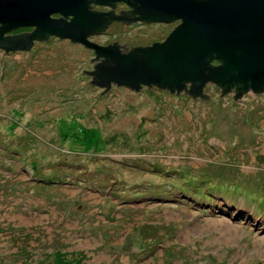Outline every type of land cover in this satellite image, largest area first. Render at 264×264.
<instances>
[{
  "label": "rangeland",
  "instance_id": "1",
  "mask_svg": "<svg viewBox=\"0 0 264 264\" xmlns=\"http://www.w3.org/2000/svg\"><path fill=\"white\" fill-rule=\"evenodd\" d=\"M91 55L52 38L0 49V264H264V92L101 91Z\"/></svg>",
  "mask_w": 264,
  "mask_h": 264
},
{
  "label": "water",
  "instance_id": "2",
  "mask_svg": "<svg viewBox=\"0 0 264 264\" xmlns=\"http://www.w3.org/2000/svg\"><path fill=\"white\" fill-rule=\"evenodd\" d=\"M89 1L113 6L116 0H0V47L28 48L31 38L46 34L81 42L92 47L93 58L102 57L92 70H82L91 74L90 82L104 86L101 91L110 82L133 90L142 84L175 92L182 88L201 98L207 97L200 92L204 82L216 84L219 94L235 85L233 98L247 89L264 90V0H122L131 8L117 14L89 9ZM53 12L71 17H49ZM110 19L178 22L162 40L148 45L126 48L115 41L99 45L84 38ZM18 25L34 28L1 35ZM184 82L190 83L187 89Z\"/></svg>",
  "mask_w": 264,
  "mask_h": 264
},
{
  "label": "flooded vegetation",
  "instance_id": "3",
  "mask_svg": "<svg viewBox=\"0 0 264 264\" xmlns=\"http://www.w3.org/2000/svg\"><path fill=\"white\" fill-rule=\"evenodd\" d=\"M88 4L91 5L90 7H88L89 9H92V8L95 9V10H109V9H111V10H112V13H114V14L119 13V12H118L119 9H128V8H131V6H129L128 4H126V3H125L124 1H122V0H116V1H114L113 6H110V5L105 4V3H97V2H93V1H89ZM49 17H52V18H57V17H59V18L63 19L64 21H68V20L70 19L71 15H69V14H68V15H61V14L58 13V12H53V13H49ZM148 22H153V21L134 19V20H130L129 22L125 23V22H123V21L110 19V20L107 21V23L102 27V29H101L100 31H95V32L87 33V34L84 35V38H85L86 40L90 41V42H93V43H97V44H100V45H101V44H102V45H106V44H108V43L111 42V41H105L104 43H100V42L93 41V39H94V37H95L96 35H99V34H101V33L106 32L107 29L109 28V26H111L112 24H121V25H123V26H127V25H132V24H145V23H148ZM154 22H155V21H154ZM158 22H159V21H158ZM33 28H34L33 25H18V26H14V27L9 28V29L6 30V31H2V32H1V35H6V34H16V33L22 32V31H27V32H29V30H31V29H33ZM51 38H52V39H58V40H59V39H61V40H66V41L69 42V43L79 44V45L83 46L84 48H87L88 50H90L91 53H92V55L90 56L91 59L89 58V60H90V62L92 63V64H91V65H92V69H93V65H94V63H95L96 61H100V58H102V57H100V56H98V57L96 56V58H93L95 54H94V51H93L92 47H90V46H85L83 43L78 42V41H73V40L69 39L68 37H58V36L55 35V34H46V37H44V38H36V37L31 38V43H30V45H29L28 48H18V47H17V48L12 49V50H4L2 47H0V49H1L3 52H5V53H7V52H9V51H23V50H29V49H31V48L34 46V44H36V43H40V42H46V41H48V40L51 39ZM161 39H162V38L160 37V38H158V39H156V40H154V41H159V40H161ZM112 41H115L116 44H118V45H121V44H122V46H125L126 48H129L130 46H136V45H148V44L154 42V41H152V42H140V43L129 44V43L125 42V41H122V42H117L116 40H112ZM123 43H124V44H123ZM210 63H212V64H216L217 61H215V60H211ZM92 69H91V70H92ZM86 74L91 75V74H89L88 72H86ZM91 79H92V76H91ZM189 84H190L189 82H184V88L187 89ZM207 84H213L214 86H216L218 92L220 93V90H219L220 88H219L216 84H214V83H212V82H204V84L201 86L200 92L206 94V93L204 92V87H205ZM114 85H117V84H115V83H113V82H110V84L108 85V87H107L105 90H109V88H110L111 86H114ZM117 86H118V85H117ZM234 86H235V85H231V86L229 87V90H226L224 93H234V90H233V87H234ZM144 87H147L148 89L155 87V89H157V90H161V91H165V92H170V93H172V94L183 93L184 95H188V96L193 97V98H198V97H199V95L191 96L189 93L184 92L182 88L179 89L177 92H175V89H172V91H169L166 87L159 88V87H156L154 84H151V85H149V86H147V85H143V84H142V85H140V87H139L138 89H136L135 91L140 90L141 88H144ZM100 88L104 89V86H100ZM248 91H250V90L247 89V90L244 91V92H248ZM250 92H252V91H250ZM259 92H264V90L259 91ZM103 93H104V92H103ZM221 94H222V93H221ZM206 95H207V94H206ZM207 96H208V95H207Z\"/></svg>",
  "mask_w": 264,
  "mask_h": 264
},
{
  "label": "trees",
  "instance_id": "4",
  "mask_svg": "<svg viewBox=\"0 0 264 264\" xmlns=\"http://www.w3.org/2000/svg\"><path fill=\"white\" fill-rule=\"evenodd\" d=\"M256 184H257V185H256ZM254 185L258 186V188H259V187H261V188H259V189H260V190H262V186H264V183H262V184H261L260 182H259V183H256V182H255V184H254ZM248 192H249V193H251V194H253V193H254V192H251V191H248ZM262 193H263V191H261V193H260V194H262ZM254 194H255V195H260L259 193H257V194H256V193H254Z\"/></svg>",
  "mask_w": 264,
  "mask_h": 264
}]
</instances>
